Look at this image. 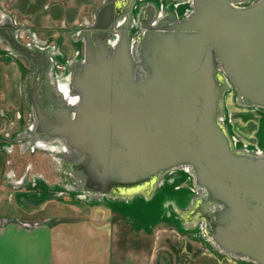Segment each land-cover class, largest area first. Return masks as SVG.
I'll list each match as a JSON object with an SVG mask.
<instances>
[{"label":"water","instance_id":"95a60500","mask_svg":"<svg viewBox=\"0 0 264 264\" xmlns=\"http://www.w3.org/2000/svg\"><path fill=\"white\" fill-rule=\"evenodd\" d=\"M189 1L180 21L144 7L133 41L125 30L113 39L111 6L98 25L102 8L82 34L75 104L48 106L44 55L6 41L33 65L24 94L35 131L61 142L82 192L149 202L165 174L184 170L200 195L178 209L183 222L221 254L264 264V150L237 149L221 121L225 80L241 105L264 110V0Z\"/></svg>","mask_w":264,"mask_h":264},{"label":"rangeland","instance_id":"374dc122","mask_svg":"<svg viewBox=\"0 0 264 264\" xmlns=\"http://www.w3.org/2000/svg\"><path fill=\"white\" fill-rule=\"evenodd\" d=\"M102 2L103 0H0V17L8 15L16 24L17 31L21 32L19 42L28 46L34 38L42 43L37 48L48 47L46 51L50 55L53 68L50 72L53 77L52 86L46 88L45 102L48 106H50L48 101L51 100L49 98L55 96L58 104L61 100L59 96L65 89L70 90L73 70L81 63L79 58L82 56L83 60L84 56L83 31L96 21L98 7L103 5ZM135 3L140 2L135 0ZM141 5H147V0L141 1ZM132 6L131 8L126 6L120 15L114 16L111 22L113 39H118L121 31L125 30L130 41H133L134 31H139L137 16L133 15ZM75 35H78L80 40L76 41ZM0 54V99L5 102L1 105L6 109L5 113L12 118V122L6 126L5 137L15 140L9 149H6L4 156L0 155V166H4L0 167V181L5 188L3 198L6 202L15 198L22 208L23 216L34 211V207L43 208L48 204L53 208L44 211V214H52L55 217L77 212L94 215L108 211L128 221L126 224L122 223L123 229L133 233H136L137 229H142L145 233L151 231L158 235L159 247H166V251H175V247L178 246L177 237L181 234H190L194 237L200 235L198 225L186 224L177 213L179 208H186L183 202L185 193L179 194L181 191H188L191 200L200 195L194 188L190 174L184 170L170 171L162 177L158 185L155 195L166 196L164 201L159 202L164 207L163 210L167 211L165 216V211L160 214L161 216L153 214L154 211L158 212L156 206L158 202L155 205L141 198L121 202L82 192L79 177L67 166L69 156H64L61 142L48 141L35 131L34 116L24 94L25 81L33 77L30 63L12 55L3 45H0ZM225 85L221 121L237 149L259 155L264 150V110L241 105L234 87L228 80H225ZM232 135L238 142L236 145ZM13 170L14 175L11 177L9 173ZM11 180L15 182L10 183ZM12 213L7 212L6 216L10 217ZM131 223L133 226H130ZM24 227L31 228L27 224L23 225Z\"/></svg>","mask_w":264,"mask_h":264},{"label":"crops","instance_id":"0c3cea01","mask_svg":"<svg viewBox=\"0 0 264 264\" xmlns=\"http://www.w3.org/2000/svg\"><path fill=\"white\" fill-rule=\"evenodd\" d=\"M134 1L103 0V5L98 9L100 11L111 6L112 11L114 9L113 18L118 14V10L122 11L128 5L129 8L133 5L135 16L144 7L148 9L151 6L155 11L158 9L155 0H147L146 6L141 5L143 0L135 4ZM17 30L11 24L0 25V45L11 51L6 39L12 37L19 44L42 52L44 55L42 61L44 59L47 61L48 58L51 61L46 51L48 47L37 48L42 44L38 41L33 47L19 42L21 32ZM74 38L76 41L80 40L78 35ZM11 54L15 55L12 51ZM80 60L82 61V56ZM30 66L33 71L32 63ZM51 76L50 73L45 76L48 87H51V82L53 83ZM2 103L5 102L0 99V155L4 156L6 149H9L15 140L5 137L6 126L12 122V118L5 113L6 109L2 107ZM9 175L12 177L14 170L10 171ZM165 181L169 184L167 180ZM13 182L15 180H11L10 183ZM4 189L0 181V264H252L216 251L202 232L195 237L181 234L177 237L178 246L175 247V251H166V247H159L158 235L151 231L145 233L142 229H137L136 233L123 229L122 223L126 224L128 221L108 211L94 215L77 212L55 217L52 214H44V211L53 208L48 204L43 208L34 207V211L23 216L22 208L15 198L5 201ZM7 212L13 213L7 217ZM25 224L31 228H23ZM130 226H133L132 223Z\"/></svg>","mask_w":264,"mask_h":264},{"label":"flooded vegetation","instance_id":"af4514ba","mask_svg":"<svg viewBox=\"0 0 264 264\" xmlns=\"http://www.w3.org/2000/svg\"><path fill=\"white\" fill-rule=\"evenodd\" d=\"M168 2H166L165 4H167ZM179 9V8H178ZM181 9V8H180ZM184 9V8H183ZM183 9H181L180 11H182ZM104 11V12H103ZM167 11H168V13L170 14V16L168 15V17H170L172 20H176L175 19V17L174 16H172V14H171V11H172V8H171V6H168V8H167ZM98 14H99V12H98ZM98 14H97V16H98ZM134 15H136V13H134ZM107 21H108V13L106 12V10L105 9H102L101 10V13H100V16H99V22H98V25H100V26H104V25H107ZM86 22V21H85ZM84 22V23H85ZM5 24H11L12 26H15L16 24L15 23H13V21H11L10 20V17H8V15H1V17H0V25H5ZM90 24V23H89ZM16 27V26H15ZM137 29H138V27H137ZM136 33H137V31H136ZM135 33V34H136ZM3 35H4V33H2ZM134 34V35H135ZM33 35L31 34V37H32ZM36 41L37 40H35L34 38L32 39V43H30V44H28L29 46H33V45H35V43H36ZM44 57V56H43ZM43 62V63H42ZM41 62V68H42V70L43 71H46V68H47V66H48V64L50 65V69L47 71V74L46 75H48L51 71H53V68H52V64H51V62L49 61V58H48V60L46 61V59H44L43 61ZM46 62H47V66H46ZM44 66H43V65ZM43 66V67H42ZM51 78H53L52 76H51ZM53 81V80H52ZM51 84H52V82H51ZM52 86V85H51ZM54 95V94H53ZM74 94L72 93V96H73ZM59 96V95H58ZM59 97H61V100L59 101V102H62V103H69V104H75V102H76V97H72L71 98V92L69 91V89H65V91L62 93V95L61 96H59ZM49 99H51V100H49L48 102L50 103L51 102V105L53 104V105H56V100H55V96H52L51 98H49ZM34 126V125H33ZM33 136H35V134H33ZM36 137V136H35ZM23 179H25V178H23ZM24 182L25 183H28L27 181H25L24 180ZM158 191V190H157ZM169 196V195H168ZM167 196V197H168ZM170 197V196H169ZM158 199H157V202L159 203L160 201H164V199L166 198V196H165V194H161L160 196H158L157 197ZM152 200V199H151ZM182 199H180V201H181ZM157 207H158V209H159V212H163V211H165V210H163V206H162V204H157L156 205ZM165 215H167V211H165L164 212V216Z\"/></svg>","mask_w":264,"mask_h":264},{"label":"built area","instance_id":"2783aa9c","mask_svg":"<svg viewBox=\"0 0 264 264\" xmlns=\"http://www.w3.org/2000/svg\"><path fill=\"white\" fill-rule=\"evenodd\" d=\"M158 2V15L159 16H163L166 11L168 6H171V8L176 7V5L180 4V3H184V9L182 11L176 12L175 10L172 9L171 14L172 16L175 17L176 21H180L184 18H187L191 13H192V9L190 6V1L189 0H185L182 2H175V3H170V4H165L167 2V0H157ZM177 3V4H176ZM68 76V75H67Z\"/></svg>","mask_w":264,"mask_h":264},{"label":"trees","instance_id":"16d2710c","mask_svg":"<svg viewBox=\"0 0 264 264\" xmlns=\"http://www.w3.org/2000/svg\"><path fill=\"white\" fill-rule=\"evenodd\" d=\"M263 122H264V120H263ZM182 193H179V194H184L185 193V200L183 201L185 204H186V206L188 205V203L190 202V200H191V196H189L190 194H189V192L188 191H181ZM157 195V194H156ZM154 196L153 197V199L152 200H150L152 203H155V205L157 204V197L158 196ZM193 196V195H192ZM170 198H172V197H170ZM154 205V206H155ZM180 209V208H179ZM183 209H185V208H183ZM158 212H153V214H155L156 216H159L162 212H159V209L157 210ZM152 214V215H153ZM161 216V215H160Z\"/></svg>","mask_w":264,"mask_h":264},{"label":"bare ground","instance_id":"6f19581e","mask_svg":"<svg viewBox=\"0 0 264 264\" xmlns=\"http://www.w3.org/2000/svg\"><path fill=\"white\" fill-rule=\"evenodd\" d=\"M177 4V3H176ZM184 3H180L178 5H176V7H173L172 9L175 10L176 12H179L181 9L184 8ZM179 8V9H178ZM181 8V9H180ZM261 110V109H259ZM232 138H233V141H234V144L236 145L238 142L235 140L234 136L232 135ZM66 150H68L66 147H65ZM69 151V150H68Z\"/></svg>","mask_w":264,"mask_h":264}]
</instances>
